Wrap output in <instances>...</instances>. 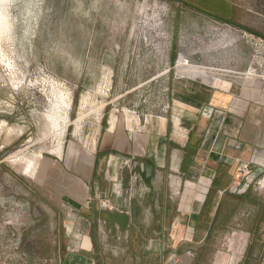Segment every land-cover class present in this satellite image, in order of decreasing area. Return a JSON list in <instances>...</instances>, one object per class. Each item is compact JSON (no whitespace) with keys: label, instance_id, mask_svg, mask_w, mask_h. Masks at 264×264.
<instances>
[{"label":"rangeland","instance_id":"374dc122","mask_svg":"<svg viewBox=\"0 0 264 264\" xmlns=\"http://www.w3.org/2000/svg\"><path fill=\"white\" fill-rule=\"evenodd\" d=\"M180 1L0 0V264H58L66 213L42 161L91 123L168 116L174 79L264 82V0Z\"/></svg>","mask_w":264,"mask_h":264},{"label":"crops","instance_id":"0c3cea01","mask_svg":"<svg viewBox=\"0 0 264 264\" xmlns=\"http://www.w3.org/2000/svg\"><path fill=\"white\" fill-rule=\"evenodd\" d=\"M170 98L168 116L108 114L45 163L58 264H264V82L184 77Z\"/></svg>","mask_w":264,"mask_h":264},{"label":"bare ground","instance_id":"6f19581e","mask_svg":"<svg viewBox=\"0 0 264 264\" xmlns=\"http://www.w3.org/2000/svg\"><path fill=\"white\" fill-rule=\"evenodd\" d=\"M8 24H7V20H6V17L5 16H0V32L1 31H4L6 30ZM11 64V63H10ZM188 64V63H187ZM12 67V66H11ZM255 74V73H254ZM249 75V74H247ZM254 77V76H253ZM246 81V84H251L253 83V78H250V76L248 78L245 79ZM65 104V102H64ZM66 106L69 107L68 104H66ZM62 152H63V146H59L57 149H56V154L57 156H61L62 155ZM42 155V154H41ZM14 158H11V160H13ZM28 159V158H27ZM26 159V160H27ZM10 160V159H9ZM20 160L18 157L16 158V160H14V162L12 161V163L16 164V163H20ZM87 160V159H86ZM42 165H43V168L45 167V163H44V160L42 161ZM47 167V166H46ZM42 170V168H41ZM23 172L26 176H30L32 178H35L37 176V166H36V163H35V160H27L26 163H25V166L23 167ZM64 182V181H63ZM82 200V199H81ZM58 203L60 204V206L64 209H65V204L59 200H57ZM94 201V200H93ZM70 208V207H69ZM70 212V211H69Z\"/></svg>","mask_w":264,"mask_h":264},{"label":"built area","instance_id":"2783aa9c","mask_svg":"<svg viewBox=\"0 0 264 264\" xmlns=\"http://www.w3.org/2000/svg\"><path fill=\"white\" fill-rule=\"evenodd\" d=\"M244 172L246 173V175H244L245 176V180L249 179L248 178L249 170L246 169ZM257 185H258L259 188H264V179H262L259 182H257ZM105 206L108 207L106 204H105Z\"/></svg>","mask_w":264,"mask_h":264},{"label":"water","instance_id":"95a60500","mask_svg":"<svg viewBox=\"0 0 264 264\" xmlns=\"http://www.w3.org/2000/svg\"><path fill=\"white\" fill-rule=\"evenodd\" d=\"M178 2L183 3V4H186L187 6H189L187 3L183 2V1L178 0ZM212 17H215V16H212ZM262 38H264V36H262Z\"/></svg>","mask_w":264,"mask_h":264},{"label":"trees","instance_id":"16d2710c","mask_svg":"<svg viewBox=\"0 0 264 264\" xmlns=\"http://www.w3.org/2000/svg\"><path fill=\"white\" fill-rule=\"evenodd\" d=\"M195 8V7H194ZM197 9V8H196Z\"/></svg>","mask_w":264,"mask_h":264}]
</instances>
